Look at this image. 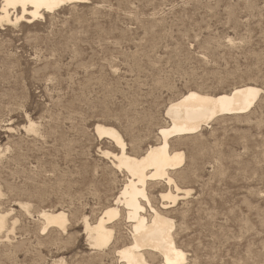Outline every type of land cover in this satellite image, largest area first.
Segmentation results:
<instances>
[{
	"label": "rangeland",
	"instance_id": "rangeland-1",
	"mask_svg": "<svg viewBox=\"0 0 264 264\" xmlns=\"http://www.w3.org/2000/svg\"><path fill=\"white\" fill-rule=\"evenodd\" d=\"M244 83L262 89L249 112L171 140L185 156L173 176L190 192L171 206L158 196L163 181L148 187L154 206H171L183 264H264V0H87L0 25V208L18 220L0 264H123L114 249L128 242L129 223L120 219L105 249L83 228L127 177L102 154L118 149L96 122L137 154L182 93ZM43 208L65 210L66 231L42 233Z\"/></svg>",
	"mask_w": 264,
	"mask_h": 264
},
{
	"label": "bare ground",
	"instance_id": "bare-ground-1",
	"mask_svg": "<svg viewBox=\"0 0 264 264\" xmlns=\"http://www.w3.org/2000/svg\"><path fill=\"white\" fill-rule=\"evenodd\" d=\"M86 1L0 0V25L29 23L43 18L48 13L55 12L62 6ZM261 91L262 89L257 85L244 83L234 86L228 91L214 94L197 90H188L182 93L171 103L169 102L170 104L166 107L165 114L169 118V123L158 127L159 137L137 154L127 150L124 138L114 126L96 122L95 132L100 137L112 140L118 149L117 152L103 150L102 154L110 159L111 165L115 169H123L127 173V177L114 194L111 202L109 201L102 208L93 222H89L84 215L83 219L81 218L89 245L95 249L107 247L114 238V233L118 230L119 221L122 218L125 223H129L127 225L130 234L128 242L125 241L126 243L114 249L120 262L123 264L185 263V250L175 241L173 233L175 223L173 218L167 215L166 209L182 199L183 195L188 194L190 190L182 188L183 186H180L173 176V173L177 174L178 169L184 165L185 156L181 149L171 147V140L172 138L182 139L185 135L197 133L204 124L219 116L240 115L249 112L258 100ZM27 122L28 126L22 127H26L31 132L36 131L34 121L32 122L28 118ZM160 181H163L166 187L159 191L158 196L162 201L172 204L171 206L163 204L162 209L151 203L148 193V187L154 186ZM3 194L0 187V198H4L5 194ZM16 205L29 216L31 204L19 201ZM10 208L9 210L0 208L1 243L10 242L9 233L13 231V226L18 221L17 218L10 216L14 211ZM37 212L41 220L40 231L42 233L52 227L63 232L66 231L69 219L62 208H43ZM53 241L55 242V240ZM155 254L160 256V261L157 263L148 258L149 255ZM52 264L59 263L55 261Z\"/></svg>",
	"mask_w": 264,
	"mask_h": 264
}]
</instances>
